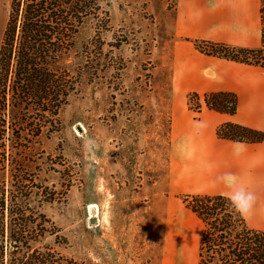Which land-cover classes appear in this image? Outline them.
I'll return each mask as SVG.
<instances>
[{
  "label": "rangeland",
  "instance_id": "1",
  "mask_svg": "<svg viewBox=\"0 0 264 264\" xmlns=\"http://www.w3.org/2000/svg\"><path fill=\"white\" fill-rule=\"evenodd\" d=\"M1 5L0 42L9 0ZM174 5L103 0V30L82 29L66 61L77 83L59 132L42 143L58 172L42 176L60 189L69 165L72 186L43 210L67 239L57 249L81 264H197L203 222L184 220L182 195L166 192Z\"/></svg>",
  "mask_w": 264,
  "mask_h": 264
},
{
  "label": "trees",
  "instance_id": "2",
  "mask_svg": "<svg viewBox=\"0 0 264 264\" xmlns=\"http://www.w3.org/2000/svg\"><path fill=\"white\" fill-rule=\"evenodd\" d=\"M102 1L9 0L0 42V264H81L57 249L67 239L43 210L72 186L71 167L64 168L62 188L46 185L42 173H57L59 163L52 154L44 156L42 143L59 132L60 112L77 83L66 61L78 34L93 21L97 34L103 30ZM262 19L257 48L200 40L194 46L207 55L264 68L263 14ZM187 104L196 114L202 104L220 113L236 112L230 92H191ZM216 135L264 142V131L231 122L221 124ZM182 201L203 222L197 264H264V231L247 227L228 197L185 194Z\"/></svg>",
  "mask_w": 264,
  "mask_h": 264
},
{
  "label": "crops",
  "instance_id": "3",
  "mask_svg": "<svg viewBox=\"0 0 264 264\" xmlns=\"http://www.w3.org/2000/svg\"><path fill=\"white\" fill-rule=\"evenodd\" d=\"M262 8L263 0H175L166 192L172 196H234L245 209L243 217L252 215L263 225L264 142L222 139L216 130L231 122L264 131V68L207 55L193 43L200 40L241 48L259 47ZM7 16L5 13L6 20ZM219 91L235 95L234 114L204 105L197 114L189 109V93ZM181 212L184 220L198 226L194 213L185 207ZM263 228L259 230L264 231Z\"/></svg>",
  "mask_w": 264,
  "mask_h": 264
},
{
  "label": "clouds",
  "instance_id": "4",
  "mask_svg": "<svg viewBox=\"0 0 264 264\" xmlns=\"http://www.w3.org/2000/svg\"><path fill=\"white\" fill-rule=\"evenodd\" d=\"M229 199H230L231 206L236 212L241 213V214L245 213V209L241 207V204L236 197L230 196Z\"/></svg>",
  "mask_w": 264,
  "mask_h": 264
},
{
  "label": "built area",
  "instance_id": "5",
  "mask_svg": "<svg viewBox=\"0 0 264 264\" xmlns=\"http://www.w3.org/2000/svg\"><path fill=\"white\" fill-rule=\"evenodd\" d=\"M262 14H263V16H264V7L262 8Z\"/></svg>",
  "mask_w": 264,
  "mask_h": 264
},
{
  "label": "bare ground",
  "instance_id": "6",
  "mask_svg": "<svg viewBox=\"0 0 264 264\" xmlns=\"http://www.w3.org/2000/svg\"><path fill=\"white\" fill-rule=\"evenodd\" d=\"M93 206H95V205H90V207H93Z\"/></svg>",
  "mask_w": 264,
  "mask_h": 264
}]
</instances>
